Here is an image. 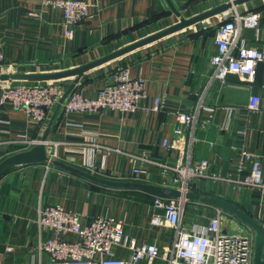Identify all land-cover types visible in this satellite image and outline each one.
<instances>
[{
  "label": "crops",
  "instance_id": "crops-1",
  "mask_svg": "<svg viewBox=\"0 0 264 264\" xmlns=\"http://www.w3.org/2000/svg\"><path fill=\"white\" fill-rule=\"evenodd\" d=\"M50 1L0 0V86L57 81L64 92L74 82L71 91L93 97L117 67L127 66L131 77L143 80L146 96L133 111L60 108L47 150L100 176L164 185L173 177L149 160L204 161L220 179H196L193 191L232 200L264 225V193L235 181L250 171L245 153L260 156L264 170V109L248 107L251 94L264 101V69L260 85L244 84L213 78L210 63L217 26L240 14L257 13L258 20L255 27L241 26L238 43L264 51V0H171L176 12L166 0H83L91 15L74 24L70 36L62 9ZM154 97L163 103L159 110L150 108ZM178 113L195 118L184 124ZM47 122L41 130L24 110L0 102V160L30 148L14 140L40 139ZM92 137L110 153L87 146ZM47 165H12L0 172V264H48L47 254L31 249L38 234L49 235L36 227L37 209L47 203L75 210L84 221L119 219L127 236L140 241L166 240V230L148 223L153 195L105 187ZM188 203L187 222L206 224L194 207L207 204ZM222 227L238 233L248 228L234 217H223Z\"/></svg>",
  "mask_w": 264,
  "mask_h": 264
},
{
  "label": "built area",
  "instance_id": "built-area-1",
  "mask_svg": "<svg viewBox=\"0 0 264 264\" xmlns=\"http://www.w3.org/2000/svg\"><path fill=\"white\" fill-rule=\"evenodd\" d=\"M50 3L62 9L67 36L72 34L74 24L91 15L89 4L83 0H52ZM257 20V13L240 14L223 20L217 26L216 51L210 58L213 78L223 81L228 73H235L243 80L253 79L257 63L264 62V51L238 43V37L241 26L255 27ZM62 88L61 82L57 81L5 83L0 86V102H9L13 107L24 110L42 130L49 112L63 93ZM145 96L143 80L131 77L128 67L120 66L112 73V80L102 86L95 96L71 91L60 108L65 112L133 111ZM162 105L160 98L154 97L150 108L159 110ZM248 107L251 110L264 109V101L260 95L251 94ZM176 117L181 123L189 124L195 115L178 113ZM38 141L37 138L25 137L14 140L26 147ZM162 143L166 145L167 141ZM86 145L97 151L107 149V153L112 149L99 144L95 137ZM47 155V166L53 165L50 160L57 159L56 153L47 150ZM244 156L250 162V171L235 181L263 194L261 157L247 153ZM149 162L159 164L173 177V183L167 185L184 191L193 190L191 182L196 179H220L207 171L204 161L193 164L182 160L174 164L155 160ZM134 172L139 174L143 171L135 168ZM187 202L185 198L154 196L148 223L166 230L168 236L161 245L156 241H140L135 236H127L123 222L114 217L97 216L84 221L75 210L58 204H43L37 209L36 227L38 233L43 230L49 235L43 238L38 234L31 249L47 254L48 264H252L253 232L250 228L242 233L226 230L222 227L223 217L233 216L211 205L194 207L198 217L206 218V224L187 222ZM209 207L213 210L209 211ZM69 235L72 237L69 238Z\"/></svg>",
  "mask_w": 264,
  "mask_h": 264
},
{
  "label": "water",
  "instance_id": "water-1",
  "mask_svg": "<svg viewBox=\"0 0 264 264\" xmlns=\"http://www.w3.org/2000/svg\"><path fill=\"white\" fill-rule=\"evenodd\" d=\"M166 2L168 3L169 7L174 12H176L171 0H166ZM263 69H264L263 61H259L257 63L256 72L252 82L239 78L238 75L235 73H228L225 79L229 81L244 83V84L252 83L254 85H260L262 83V78H263ZM34 81H38V80H34ZM74 85H75L74 82L71 83L60 96L39 141L28 149L14 152L1 159L0 172H2L4 169L12 165L42 163L49 160L46 150L47 136L60 110L61 103L71 92ZM50 161L55 166H59L72 173L80 175L93 183L105 187L116 188V189L138 190V191L146 192L153 196H159L164 198H185L187 200H192L217 207L225 211L226 213L232 215L234 218H236L237 220H239L240 222H242L252 230L253 232L252 264H264V225L255 218H253L249 213H247L243 208H241V206H239L237 203H235L232 200H229L222 196L206 194L203 192H197L193 190L184 191L174 186H169L159 183L108 178L86 171L82 168L74 166L61 159L55 158V159H51ZM3 247L4 246L0 244V251L3 250Z\"/></svg>",
  "mask_w": 264,
  "mask_h": 264
},
{
  "label": "trees",
  "instance_id": "trees-1",
  "mask_svg": "<svg viewBox=\"0 0 264 264\" xmlns=\"http://www.w3.org/2000/svg\"><path fill=\"white\" fill-rule=\"evenodd\" d=\"M130 192H132V191H130ZM186 205L188 206L189 205V203L187 202L186 203ZM241 208H243V207H241ZM244 209V208H243ZM245 210V209H244ZM246 212H247V210H245ZM247 213H249V212H247Z\"/></svg>",
  "mask_w": 264,
  "mask_h": 264
},
{
  "label": "rangeland",
  "instance_id": "rangeland-1",
  "mask_svg": "<svg viewBox=\"0 0 264 264\" xmlns=\"http://www.w3.org/2000/svg\"><path fill=\"white\" fill-rule=\"evenodd\" d=\"M2 60H3V57H2ZM188 208H189V207L187 206V207H186V209H187V212H188V211H191V210H190V209H188Z\"/></svg>",
  "mask_w": 264,
  "mask_h": 264
}]
</instances>
